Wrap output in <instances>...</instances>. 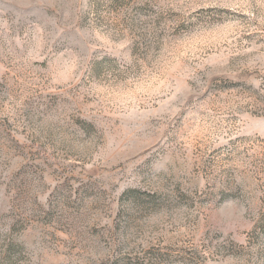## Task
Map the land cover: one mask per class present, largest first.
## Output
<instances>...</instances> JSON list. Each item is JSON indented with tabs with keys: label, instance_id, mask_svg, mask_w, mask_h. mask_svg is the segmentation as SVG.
Wrapping results in <instances>:
<instances>
[{
	"label": "rangeland",
	"instance_id": "374dc122",
	"mask_svg": "<svg viewBox=\"0 0 264 264\" xmlns=\"http://www.w3.org/2000/svg\"><path fill=\"white\" fill-rule=\"evenodd\" d=\"M0 264H264V0H0Z\"/></svg>",
	"mask_w": 264,
	"mask_h": 264
}]
</instances>
